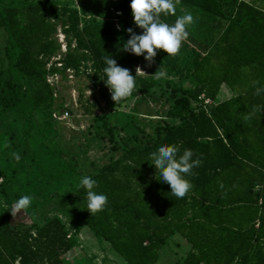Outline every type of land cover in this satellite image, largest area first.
<instances>
[{
    "label": "trees",
    "instance_id": "1",
    "mask_svg": "<svg viewBox=\"0 0 264 264\" xmlns=\"http://www.w3.org/2000/svg\"><path fill=\"white\" fill-rule=\"evenodd\" d=\"M177 5L197 12L199 22L189 26L175 56L156 50L157 69H167L157 79L135 76L143 55L121 48L129 38L125 29L142 31L133 23L129 0H0L5 36L0 107L24 119V147L13 159V174L0 170L6 203L0 209V264H68L85 227L122 264H156L174 234L190 244L179 264H264V92L255 94L264 85V0H178ZM59 29L67 50L61 67L57 61L48 67L61 53ZM104 56L135 76L132 94L112 100L115 115H102L94 129L93 139L112 143L119 155L96 163L66 137L57 145L48 137L36 141L35 114L49 126L56 112L70 113L55 106L47 76L66 75L68 69L84 75L77 101L83 114H93L108 95ZM172 74L192 86L172 89L166 119L148 140L134 125L126 129L129 116L123 111L129 102L163 91L164 84L172 85ZM223 86L232 95L217 101ZM160 143L191 149L201 161L187 177L192 187L183 198L171 195L146 160ZM85 174L97 182L94 191L107 197L103 210L91 215L83 209V188H77ZM21 194L32 197L24 212L31 222L12 224L11 206ZM50 205L51 213L44 212Z\"/></svg>",
    "mask_w": 264,
    "mask_h": 264
},
{
    "label": "rangeland",
    "instance_id": "2",
    "mask_svg": "<svg viewBox=\"0 0 264 264\" xmlns=\"http://www.w3.org/2000/svg\"><path fill=\"white\" fill-rule=\"evenodd\" d=\"M72 5L77 7L79 6L76 2H73ZM175 9H179L181 13L188 11L183 7H179L177 3H175ZM191 12L194 16V23L192 26L197 25L199 22V15L197 12ZM4 38V33L0 32L1 48L4 44ZM137 67L143 71H138V74L142 76H148L150 74L153 75L155 74V71L163 72V76H165L167 70L166 68L157 69L156 56H154L150 62L143 61V63L138 64ZM61 76L62 78L60 77L59 81H53L55 84L53 87L56 96L55 106L59 107L60 105H64L70 112L69 116L67 118H62V114L64 112H56L54 114L55 123L48 126L47 124L41 122L38 115L35 114L36 124L33 134H36L37 136L35 137L37 138L36 141H39L41 138L48 137L50 139V143L57 145V142L60 141L61 137H66L70 139L74 145H76L77 150L83 157L88 155L87 157L96 163H103L109 160L114 154L111 149L112 143L93 139L95 136L94 129L102 122L101 116L105 114L113 116L116 112L111 106L112 99L109 90L107 91L108 95L101 98L99 101V106L96 107L93 114H83L77 100L78 88L79 86H83L81 83L85 82V76L82 75L80 77H70L71 75L69 76V74L68 76L61 74ZM169 79L171 80L172 85L167 86L164 84L163 91L155 90V95L152 94V98H136L129 102L126 109L123 111L127 116H129V121L127 119L126 122H123V125L126 129L131 130L132 126L134 125L136 129L141 130L143 138L147 137L146 139L148 140V136L152 135L153 133L154 126L166 119V112L171 105L170 101H168V98L171 95L172 89L182 85L185 87L192 86L191 81L183 84L176 74L170 75ZM231 95V90L227 86H223L217 101H223L229 98ZM192 105L196 106L195 103H192ZM23 129L24 119L21 115L15 111L4 110L2 107H0V170H7L9 176H12V169L16 166V164L13 163L15 155L24 147ZM124 131L125 130L122 132ZM40 134H43V137H40ZM32 145L33 143L29 144V149L32 148ZM119 153L120 151L116 154L119 155ZM63 156H65V154H63ZM2 179V175L0 174V209L6 205L4 199L5 197L1 187ZM52 206L53 205L46 206L44 212L47 210V213H51V210L48 211V209ZM41 217H43V215H41ZM41 217L38 216L36 219L38 220L40 218L41 220ZM23 221L30 223L31 219L26 216L23 210H20L15 215H13L11 223L18 224ZM94 240L95 239H92V242L88 243V239H86L84 246L81 245L82 243H80V245L77 246L75 250L70 252V254L67 256L69 258L67 263L108 264V262L111 261L112 264H122L119 257L112 259L108 256V253L111 250L106 242H101L100 245L94 244ZM168 246V251L165 252L163 257L159 258L156 264H179L183 261L188 250L190 249V244L180 234H174L169 239ZM102 253L105 254V257H102Z\"/></svg>",
    "mask_w": 264,
    "mask_h": 264
},
{
    "label": "clouds",
    "instance_id": "3",
    "mask_svg": "<svg viewBox=\"0 0 264 264\" xmlns=\"http://www.w3.org/2000/svg\"><path fill=\"white\" fill-rule=\"evenodd\" d=\"M175 3H178V0H129L133 23L142 31L137 34L131 27L125 29L129 38L121 45L122 50L136 56L143 55L144 60L148 62L156 55L157 49L163 50L168 56H175L182 41L189 35V26L194 23L191 11L176 15ZM170 15L175 16L172 22L167 21ZM102 60L105 76L102 80L110 92L111 99L117 103L129 97L135 87L134 77L142 70L137 67L133 76L127 68L119 66L116 60L109 56L102 57ZM154 73L157 79L164 75L163 72ZM262 92L264 85L255 88V94ZM193 157L191 149L184 148L181 151L178 144L160 143L149 153V159L146 160L154 166L156 178L162 183H167L171 195L180 199L192 187L187 177L201 163L198 157ZM96 184L97 182L86 174L78 179L77 188L84 190L83 209H87L90 215L102 211L107 203L104 193L94 191ZM31 200L30 195H19L12 204L10 213L15 215L20 210L25 212L30 207Z\"/></svg>",
    "mask_w": 264,
    "mask_h": 264
},
{
    "label": "built area",
    "instance_id": "4",
    "mask_svg": "<svg viewBox=\"0 0 264 264\" xmlns=\"http://www.w3.org/2000/svg\"><path fill=\"white\" fill-rule=\"evenodd\" d=\"M117 14H121V12H117ZM57 38H58V41L60 42L61 44V53L57 54V56H54L51 60V63L48 65V67H50V65L54 62V61H57V67H61L62 66V63L59 62V60L61 59L62 57V53H64L66 50H67V44H66V39H65V35L62 33L61 29H59L58 33H57ZM140 66V65H139ZM60 74V76H59ZM70 77H73L74 76V72L73 70L71 69H68L67 72H66V75ZM60 77L62 78L61 76V73H54V74H49L47 76V81L49 82V84H51L52 86H55L54 82L53 81H59ZM205 103L206 104H209L211 103V101L209 99H205ZM69 116V113L68 111H65L63 114H62V118H67ZM67 260H69L68 257H66Z\"/></svg>",
    "mask_w": 264,
    "mask_h": 264
},
{
    "label": "crops",
    "instance_id": "5",
    "mask_svg": "<svg viewBox=\"0 0 264 264\" xmlns=\"http://www.w3.org/2000/svg\"><path fill=\"white\" fill-rule=\"evenodd\" d=\"M28 217V216H27ZM24 222V221H23ZM94 238H93V237ZM78 237H79V240H80V243H82L81 245H85V242H86V239H88V243L89 242H92V239H95L94 240V244H100L101 245V242L102 243H105L104 241H100V240H98L91 232H90V230L88 229V228H83L82 230H81V232L78 234ZM169 240H168V242H167V244L166 245H164L163 246V248L161 249V252H160V257H163V255H165V252L166 251H168V248H169ZM108 256L110 257V258H112V259H116V257H119L116 253H114L113 251H110L109 253H108ZM102 257H105V254L104 253H102ZM159 257V258H160ZM108 264H112V262L111 261H109L108 262Z\"/></svg>",
    "mask_w": 264,
    "mask_h": 264
}]
</instances>
